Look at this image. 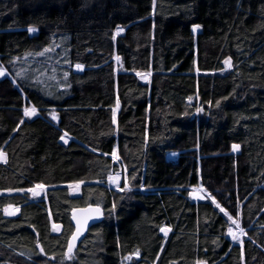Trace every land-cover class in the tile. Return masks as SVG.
Wrapping results in <instances>:
<instances>
[{
    "label": "trees",
    "instance_id": "1",
    "mask_svg": "<svg viewBox=\"0 0 264 264\" xmlns=\"http://www.w3.org/2000/svg\"><path fill=\"white\" fill-rule=\"evenodd\" d=\"M55 43L62 86L19 71ZM3 67L0 264H264V0H0Z\"/></svg>",
    "mask_w": 264,
    "mask_h": 264
},
{
    "label": "rangeland",
    "instance_id": "2",
    "mask_svg": "<svg viewBox=\"0 0 264 264\" xmlns=\"http://www.w3.org/2000/svg\"><path fill=\"white\" fill-rule=\"evenodd\" d=\"M196 31H198V29H196ZM60 50H62L60 44L55 43L52 47L47 48L43 52H41L37 55L31 56V57H27L24 61H21V65L19 66V71L23 72V73H25L27 71H33L34 77L41 84L43 83L47 87H49L51 84H54V83H60V85L62 86L63 85L62 82H63L64 76H65L64 74L66 73L65 71L62 70V68L63 67L65 68L67 66V64L65 61H63L65 54H63ZM117 58H119V59H117ZM114 62H115V67H116L117 72L122 71L123 70V63H122L121 58L116 55L114 57ZM229 67H230V64L229 63L226 64V69H228ZM1 69L6 70L4 67ZM74 69L76 71H81V70H83V67L78 68L77 66H75ZM7 74H8V72L6 70V74L4 76H6ZM61 74H62V76H61ZM136 74L140 78V80L143 81L144 83H149L151 81L152 73H150V72H137ZM191 101H193V99H191ZM32 108H33V106H30V107H27L26 109L31 110ZM40 114H41L40 111L37 109V113L35 115L25 116V117L26 118L27 117H36ZM53 114L58 119V115L55 111L50 112V115H49L50 118L52 119ZM57 119H55V120L52 119V120L56 121ZM63 137H64V139H63L64 142H67L70 139V137L68 135H64ZM0 154H2V156H0V159H4V154L3 153H0ZM112 156L114 159H116L117 163L121 164V169L118 171V173L113 175V177H116L117 182L113 183L108 179L107 184L109 186H111L115 189L121 190V191H122V189H130V186L128 184V179H127V169L121 163L120 155L118 154V152H115ZM36 186L34 188H30V189H27L24 191H18V192L17 191H11L10 193L15 192V193L27 194L31 199L38 201V200H41L46 195L47 187L43 186V188L41 190V189L37 188ZM70 188H71V191L73 194H75V195L79 194V191H80V185L79 184L71 185ZM143 190H145V189H143ZM34 191L38 192L39 195H33ZM191 197L195 198V199H203V200L204 199H210L213 201V197L211 196L209 191L206 190L201 185L191 189ZM215 203H216V205L219 204L216 202V200H215ZM219 206H220L219 208H223L221 205H219ZM17 210H19L18 207L11 206L8 209V212L12 213V214H16ZM224 212H226V211H224ZM233 220H235L236 223H233ZM54 226L56 228V229H54V231H59L60 226H58V225H54ZM163 229H166V231H163V233L167 236L168 229L167 228H163ZM241 229H242L241 220L240 219H232L231 231L238 236V239L234 240V242H236V243H241L242 238L244 237V231H241ZM139 258H140V255H136V254L130 255L125 259L124 264H131L134 261L138 260Z\"/></svg>",
    "mask_w": 264,
    "mask_h": 264
},
{
    "label": "snow or ice",
    "instance_id": "3",
    "mask_svg": "<svg viewBox=\"0 0 264 264\" xmlns=\"http://www.w3.org/2000/svg\"><path fill=\"white\" fill-rule=\"evenodd\" d=\"M197 27H199V26H197ZM35 29H33V28H29L28 29V31H34ZM117 59H119V58H117ZM77 67L79 68V67H82L81 65H77ZM6 74V70H4V69H0V76H4ZM217 103H219V102H217ZM199 110V109H198ZM37 113V109L35 108V107H33L31 110H28V109H25V116H32V115H35ZM52 119H57V117L53 114L52 115ZM21 123H23V121H21ZM61 139L63 140L64 139V137L63 136H61ZM240 146L239 145H233V148L234 149H238ZM0 156H2V154H0ZM109 180L111 181V182H113V183H116L117 182V179H116V177H113V176H109ZM127 186V185H126ZM37 188H39V189H41L42 190V188H43V186L42 185H37L36 186ZM123 190V189H122ZM31 191V190H30ZM33 195H39V193L38 192H33ZM213 202H215V200H214V198H213ZM217 207H220L219 206V204H217ZM222 212H224L225 211V209H223V208H221L220 209ZM95 211L96 212H99L100 211V209H99V207H97L96 209H95ZM229 219H231V217H229ZM233 223H236V221L235 220H233ZM55 227V226H54ZM161 231H166V229H161ZM241 231H243L242 229H241ZM229 234L232 236V239L233 240H236V239H238V236L235 234V233H233L232 231H231V229H229ZM79 235V229H77V232L76 233H74L73 234V240H75L76 238H77V236ZM71 251H72V245L70 244L69 245V248H68V252L69 253H71ZM136 255H139V250H137V253H136ZM69 258H71L70 256H69ZM130 258V257H129Z\"/></svg>",
    "mask_w": 264,
    "mask_h": 264
},
{
    "label": "water",
    "instance_id": "4",
    "mask_svg": "<svg viewBox=\"0 0 264 264\" xmlns=\"http://www.w3.org/2000/svg\"><path fill=\"white\" fill-rule=\"evenodd\" d=\"M96 208L78 212L75 215V220L79 229V233L84 232L92 223L98 221L101 213L95 211Z\"/></svg>",
    "mask_w": 264,
    "mask_h": 264
}]
</instances>
